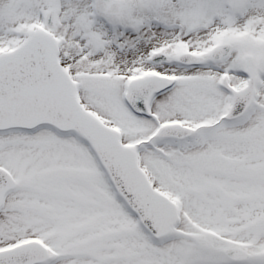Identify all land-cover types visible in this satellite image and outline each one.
I'll use <instances>...</instances> for the list:
<instances>
[{"label": "snow or ice", "instance_id": "6c2138e0", "mask_svg": "<svg viewBox=\"0 0 264 264\" xmlns=\"http://www.w3.org/2000/svg\"><path fill=\"white\" fill-rule=\"evenodd\" d=\"M0 264H264V0H0Z\"/></svg>", "mask_w": 264, "mask_h": 264}]
</instances>
